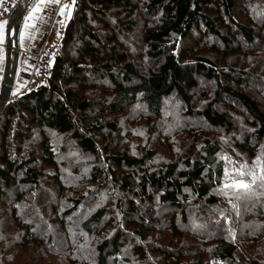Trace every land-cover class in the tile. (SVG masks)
Returning <instances> with one entry per match:
<instances>
[{
	"label": "trees",
	"instance_id": "obj_1",
	"mask_svg": "<svg viewBox=\"0 0 264 264\" xmlns=\"http://www.w3.org/2000/svg\"><path fill=\"white\" fill-rule=\"evenodd\" d=\"M181 118L192 152L162 158ZM223 139L264 153V0H76L48 81L0 112V217L80 264H264V190L222 194Z\"/></svg>",
	"mask_w": 264,
	"mask_h": 264
},
{
	"label": "rangeland",
	"instance_id": "obj_2",
	"mask_svg": "<svg viewBox=\"0 0 264 264\" xmlns=\"http://www.w3.org/2000/svg\"><path fill=\"white\" fill-rule=\"evenodd\" d=\"M21 59V58H20ZM20 64V60H19ZM24 68L26 70L22 71V74L26 75L27 77L30 75L32 66L30 63H27ZM19 72V69H18ZM18 72H17V77L15 78L18 79ZM28 74V75H27ZM26 77V80H27ZM28 81V80H27ZM26 81V82H27ZM144 108V107H142ZM183 104L180 100L176 98H170L167 101L166 108L163 111V119L165 121L169 120V118L173 117V115H178L182 116L183 115ZM181 128H175V126H169L167 127V132L168 134L173 136V143H172V148L169 147L167 144H161L160 142L157 141V146L158 149L161 153V157L163 158L164 156L166 157H171L174 152H177L180 148H182V152H185L188 154L189 152H192L191 146L192 143H190V140L192 139L191 136L196 134L197 132L192 133L193 127L194 130H198L202 127L201 123H197L194 121H190L186 118H181ZM139 128V127H138ZM134 129L133 127H128L127 130H132ZM221 138H224V133L222 134ZM141 138L139 136V131H136V133L133 134L132 139L129 141V143H136L140 141ZM223 142L225 144V148L227 154H223L224 157H228L229 160L233 162V165H230V170L229 172L232 171L234 166H239V164L243 163L244 161H247L249 165H251L256 157L258 155L262 154V147H257L254 149L252 152L246 154L245 152L243 153H238L235 149L232 148L230 144H228L227 140L223 139ZM224 146V145H223ZM75 166H79L76 164ZM67 176H64L65 184L68 186V189L65 190L64 194L65 197L70 196V195H76L77 192H82L86 186L85 183H83V178L82 176L74 173L71 170L66 171ZM240 177H237L239 179ZM246 181H251V177L245 176L243 177ZM231 180L228 179V177L225 178V182H230ZM231 183V182H230ZM264 182H261L257 180L255 184H253L252 188L250 189L252 191V194L250 196V199L256 206H258L260 203H262V199L260 196L256 194V191L263 192L264 190ZM110 190V189H107ZM233 190V189H230ZM109 191H106L105 194L103 195L101 202L99 204H105L104 200L106 197L109 195ZM248 192V191H247ZM40 202L47 203L49 200L47 199L46 195H43L39 197ZM44 208H47L48 206H43ZM249 212V209H247L246 213ZM193 222L198 223V220L196 218V215L192 216ZM166 225V224H164ZM249 226V225H248ZM247 227V226H244ZM161 228H165V226H161ZM160 228V229H161ZM0 231L5 233L7 235V238L10 240L8 246L0 251V263L2 264H80L77 261H73L71 259L62 257L61 255L49 251V249H46L44 246L37 245L38 247L32 246L28 252H25L21 248V243L23 242V232L18 230L17 227L15 226L11 215H6L4 218L0 217ZM158 229H156V232ZM168 235H171V232L167 231ZM264 233V232H263ZM264 236V234H262ZM92 244V242H91ZM88 248L87 254L85 258H88L91 255L92 251V246L91 245ZM248 243H245L241 249L242 252H244V247ZM252 245V249L255 250L252 255H257V256H263L264 255V249L260 246V242L257 243H249ZM5 246V241H0V248H4ZM252 260V259H251Z\"/></svg>",
	"mask_w": 264,
	"mask_h": 264
},
{
	"label": "built area",
	"instance_id": "obj_3",
	"mask_svg": "<svg viewBox=\"0 0 264 264\" xmlns=\"http://www.w3.org/2000/svg\"><path fill=\"white\" fill-rule=\"evenodd\" d=\"M29 0H0V23L7 21L10 23L8 33L10 40H14L15 24L19 10H26ZM67 5V7H64ZM63 10V11H62ZM74 11V0H61L55 12V26L57 35L47 37L40 48L33 53L27 54L25 65L30 63L32 66L28 81L19 92H14L11 99L38 87L48 81L50 69L60 54L63 38L67 30V23Z\"/></svg>",
	"mask_w": 264,
	"mask_h": 264
},
{
	"label": "crops",
	"instance_id": "obj_4",
	"mask_svg": "<svg viewBox=\"0 0 264 264\" xmlns=\"http://www.w3.org/2000/svg\"><path fill=\"white\" fill-rule=\"evenodd\" d=\"M40 3L41 0H36L34 2L32 7L28 9L25 13L21 23V29L19 33L21 59L19 65L20 67L18 72V79H16L14 83L13 92H19L23 88L26 81L29 79L30 75L27 77L26 75L22 74V71L26 70L24 66L25 59H27V54L37 51L47 37H54L57 35V30L54 24L55 12L60 2L55 3L53 2V0H44V3L41 4V11L34 13L35 6ZM33 13L35 15V18L29 20V16L33 15ZM26 23L33 25V27L26 28ZM8 25L9 24L7 22L4 29V39L3 41H0V98L2 94V86L9 65ZM22 33L25 35V39L23 41L20 40V35Z\"/></svg>",
	"mask_w": 264,
	"mask_h": 264
},
{
	"label": "snow or ice",
	"instance_id": "obj_5",
	"mask_svg": "<svg viewBox=\"0 0 264 264\" xmlns=\"http://www.w3.org/2000/svg\"><path fill=\"white\" fill-rule=\"evenodd\" d=\"M53 2L59 3L60 0H53ZM43 3L44 0H41V3L35 6L34 13L41 11V4ZM64 7H67V5H65ZM34 13L33 15L29 16V20L35 18ZM6 24L7 21H3L2 23H0V41H3L4 39V29ZM25 27L30 28L33 27V25L26 23ZM24 39L25 35L22 33L20 35V40L23 41ZM225 159H228V157H225ZM225 176L228 177L229 180H231V183L225 182L223 184V187L221 189L222 194L227 195V192L224 191L226 189H233L236 191L243 190L245 192L249 191L252 188L253 184L257 182V180L264 182V153L258 155L251 165H249L247 161H244L243 163L239 164V166H234L231 172H228L226 170ZM245 176L251 177V181L249 182L243 179V177ZM237 177L240 178L237 179Z\"/></svg>",
	"mask_w": 264,
	"mask_h": 264
},
{
	"label": "water",
	"instance_id": "obj_6",
	"mask_svg": "<svg viewBox=\"0 0 264 264\" xmlns=\"http://www.w3.org/2000/svg\"><path fill=\"white\" fill-rule=\"evenodd\" d=\"M32 0H29V3H31ZM26 11L19 10L16 14L17 22L15 24V34H14V40H10V35L8 33V47H9V65L7 69V73L5 76V80L2 86V94L0 98V112L2 108L4 107L5 103L9 100H11V93L14 89V83L15 78L17 76V72L19 69V60H20V46H19V33L21 29V23L23 20V17L25 15ZM10 25V23H9ZM9 28V26H8Z\"/></svg>",
	"mask_w": 264,
	"mask_h": 264
}]
</instances>
